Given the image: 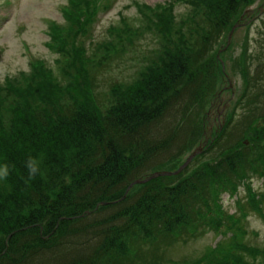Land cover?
Masks as SVG:
<instances>
[{
	"label": "rangeland",
	"instance_id": "obj_1",
	"mask_svg": "<svg viewBox=\"0 0 264 264\" xmlns=\"http://www.w3.org/2000/svg\"><path fill=\"white\" fill-rule=\"evenodd\" d=\"M1 1L5 2V0ZM169 1L173 3L169 15L172 36L169 38L170 43H167L168 41L160 33V28L164 25L163 19L160 17L152 20L150 17L154 14L148 15L147 9L154 10L155 7L157 12L167 6ZM227 1L232 2L226 10L222 6ZM166 2L169 3L166 4ZM66 3L67 0H20L16 24L12 20L11 24L0 32V80L7 76L11 77L12 86L6 91H11L8 93L12 102L9 106L10 109L17 111L18 105L22 108L25 107L23 105L27 103L29 97V94L26 98L21 97L24 90L19 88L20 85L26 87L27 79H14L16 75H22L18 71L29 69L27 66L29 63L23 56V49L30 51L34 57L32 61L35 65L39 64V61H44L45 65L51 68L52 79L62 88L61 90L56 89L52 94L54 97L56 94L64 97L66 91L68 94L75 95L79 103L80 101L86 103L91 100V93L99 108L93 107L99 110L103 114L102 116L117 101H133L135 97L146 94L145 91L149 84L157 79L158 81L164 80L169 70L168 59L171 57H177L185 62L188 59L189 64H186L189 73L190 71H195L197 74L202 73L205 70H212V66H214L213 70L216 69L217 72L214 77L204 78L201 89L192 91V89L186 88L181 91L179 88L178 93L180 94H175V99L168 98L167 100V97L164 99L167 101L164 111L157 109L154 112V119L141 124V128H143L141 130L147 129L151 132L162 130L160 133L162 136L153 142L147 139L150 145H147L148 149L141 154L140 159L144 163L149 155L159 152L163 154L164 146L161 144H167V140L171 142L169 144L171 149L177 142L179 143L177 151L171 152L169 149L166 155L162 156L161 154L160 163L152 167H149L148 164L143 175L169 172L171 169L180 167L198 148L199 143L197 142L202 138L197 141L194 137L195 132L192 129L194 125L201 124V127L207 131L206 138L219 139L220 136L222 138L225 135L219 148L218 144L214 145V141L211 144L205 142L199 149V153L202 151L203 159L200 158L195 163L189 164L187 174L180 178L177 177L179 180L181 178L187 180L189 186L200 191L204 195L203 200L205 198L206 201H212L214 195L218 193L219 211L216 212L213 209V212L207 215L217 217L219 213L223 214L225 221L224 225L220 227L223 233L215 230L208 221L210 218H207L203 229L194 233L186 244L183 242H181L183 244L181 246L175 244L170 248L169 254L165 253L164 256L156 260L145 256V260L138 258L135 264H173L174 260L177 264H186L190 257L192 260L201 259L208 257L209 254L214 256V264H224L221 263L225 261L223 256L227 257V264H238L239 259L233 256V254L239 255L234 247L237 242L253 249H262L264 246V218L252 208L251 204L257 200L256 205H259L264 213V139L261 140L264 137V96L259 95L262 89L250 90V85L256 80L255 68L256 71L260 69L262 71L257 78L264 80V11L261 14L259 12V7L263 6L262 9H264V0H112L109 6L97 16L98 21L95 23L97 33L105 38L104 41L111 40L107 50L109 52H100L96 62L87 66V69L72 58L70 63L65 64L63 55L55 51V48L59 47L58 40H52V48H48L49 33L52 27L65 25V30H67L65 18H62L59 11V7ZM103 5L107 4L103 3ZM250 7L254 9L250 12V19L257 18L248 22L249 17L247 16L245 25L238 27L233 32L227 49L217 54L219 52L217 47L226 42L227 39L225 40L224 37L231 30L239 12L244 9L248 12ZM215 10L221 17L225 16V11L230 15L226 27L222 23L224 27L221 26L219 30L210 22L215 17ZM1 11L3 12L2 8ZM112 28L115 30L111 32L116 31V33L111 34L109 38L106 36V32ZM210 35L211 38L208 40ZM135 36L138 39L135 44L137 47H129L127 45L128 38L133 39ZM124 39L125 42H123ZM82 40L86 43V37ZM162 43H167V45ZM210 46L211 51L200 53V49L208 50ZM164 60L166 61L162 65ZM220 62L225 64L227 75L231 78L233 94L228 89L227 79L222 78ZM188 71L184 73L186 78L177 80L179 84L187 79L186 72ZM43 80L44 78H35L32 82L30 81L36 96L40 95L43 89L50 94V89L43 86ZM136 81L138 85L131 92L117 97L125 91L126 86ZM173 87L174 84L172 85V82L168 81L161 87V90L167 93V90L169 91ZM225 88L227 93H224V97H231L229 99L230 107L228 106L229 109L227 108L225 111L226 114L230 111L226 120L231 116L232 123L225 127L220 134H217L218 131H215L216 127H214L215 122L210 116L215 113V109L212 107L218 93ZM33 91L30 93L33 94ZM168 94L170 95L169 92ZM193 94L198 98L187 97ZM179 99L182 102H177ZM93 107L91 106L92 109ZM184 107H186L183 111L184 116H180ZM36 109L35 106L33 111ZM31 115L34 116L35 112ZM8 117V112L3 111L0 115L1 133H3L1 128H9ZM251 119L253 121L247 129V123ZM210 127L212 129H209ZM137 133L142 139L138 127ZM237 140L238 151L223 155L226 152L224 151L226 147ZM161 146V151H158ZM242 147L243 149H241ZM235 153H237V158L234 169L233 171L227 170L228 166L223 163V159ZM36 158L38 160L42 156L37 155ZM151 160H153V156ZM0 165V171H2V164L0 163ZM213 166L218 169L209 170ZM217 172H222L223 175L214 174ZM235 173H237V178L234 176ZM133 181L129 183L125 191L130 185L134 189L137 188V191L152 192L151 190L155 188L154 185L148 187L141 186V184L135 185ZM4 184L8 185V181L5 177H0V186L3 187ZM145 184L147 182L142 185ZM208 191L211 192V199L208 197ZM125 196L127 197L128 194ZM121 199L123 201L125 198L121 197ZM195 208H201V206L195 205ZM156 250L149 249L154 255ZM225 251H227L226 254H224ZM59 253L60 260H64L66 250H60ZM249 257L252 256L247 254L245 259L249 261ZM257 258L260 260L263 256L258 255ZM60 260L55 263L63 264Z\"/></svg>",
	"mask_w": 264,
	"mask_h": 264
},
{
	"label": "trees",
	"instance_id": "obj_2",
	"mask_svg": "<svg viewBox=\"0 0 264 264\" xmlns=\"http://www.w3.org/2000/svg\"><path fill=\"white\" fill-rule=\"evenodd\" d=\"M230 2L227 1L223 9L227 10ZM214 14L210 22L218 30L222 23L226 27L228 12L225 11L222 17L217 10ZM73 25H78L75 19ZM160 33L170 43V29L161 27ZM210 38L211 35L208 40ZM110 42L107 40L103 44L101 52H109ZM167 43L162 44L166 46ZM77 51L78 48L72 47V56H76ZM207 51H211V46L208 50L200 49L201 54ZM166 60L161 64L164 65ZM168 60L169 70L164 80L157 79L149 84L146 94L135 97L133 101H117L104 116L90 100L79 103L75 95L66 91L64 97L59 94L54 97L52 94L56 89L62 88L49 79L43 81V86L50 89V94L43 89L36 96L31 84L20 86L24 90L21 97L26 98L28 94L29 97L23 105L25 107L18 105L17 111L10 109L12 102L8 94L2 96L0 115L3 111L9 113V128H1L3 133L0 132V163L8 172L5 177L8 185L0 186V264H57L60 250H66V258L60 260L63 264H135L136 259L145 260V257L156 260L165 253L169 254L175 244H186L194 233L201 231L205 217L213 219V215L207 214L217 209L216 197L212 201L203 200L204 195L189 186L187 180L175 177L152 180L141 185H154L152 192L135 188L122 202L84 215L86 211H94L100 202L120 199L129 183L145 173L148 164L152 167L160 163V157L169 149L171 152L178 150L179 143H174L171 149V142L167 140V144H161L164 146L163 154L149 155L144 163L140 159L150 145L147 139L153 142L162 136V130H141V124L154 119L157 109L164 111L167 106L164 99H175L180 86L193 87L203 83L201 73H189L188 59V62L177 57ZM47 70L42 68L39 74H47ZM185 71H188L187 79L179 84L177 80L185 77ZM168 81L174 87L166 93L161 87ZM257 84L258 89H262L259 95L263 97L264 80L259 78ZM137 85L136 81L126 86L117 97L126 95ZM32 91L33 94L30 93ZM187 97L198 98L195 94ZM35 106L37 109L33 111ZM185 108L180 116H184ZM33 112L34 116L31 115ZM252 121H248L247 129ZM192 129L199 141L203 132L201 124L194 125ZM224 137L215 139L214 145L218 144L219 148ZM202 141L203 138L197 143ZM237 142L226 145L225 150L222 148L226 151L223 155L238 151ZM37 155L42 158L37 160ZM200 158L203 159V155L196 160ZM236 158L237 153L223 159L229 167L227 170L233 171ZM30 159L38 168L31 178L27 167ZM214 169L218 168L213 166L209 170ZM214 174L223 175L222 172ZM234 176L237 178V173ZM208 197L211 199L210 191ZM195 205L201 206L202 210L194 209ZM208 221L215 223L214 219ZM51 233L49 239L43 238ZM149 249L158 250L154 255ZM213 258L210 254L201 259L192 260L190 257L186 264H214ZM223 258L225 261L221 263L227 264V257Z\"/></svg>",
	"mask_w": 264,
	"mask_h": 264
},
{
	"label": "bare ground",
	"instance_id": "obj_3",
	"mask_svg": "<svg viewBox=\"0 0 264 264\" xmlns=\"http://www.w3.org/2000/svg\"><path fill=\"white\" fill-rule=\"evenodd\" d=\"M215 67L214 66H212V70H208V71H205V72H203V73H201V76H200V78H201V81H204V78H208V77H214V75H215V72H217V70L215 69V70H213ZM201 87H202V83H198V84H196L195 86H193V87H189V86H180L178 89L179 90H181V91H184L186 88H189V89H192V90H194L195 88H200L201 89Z\"/></svg>",
	"mask_w": 264,
	"mask_h": 264
},
{
	"label": "clouds",
	"instance_id": "obj_4",
	"mask_svg": "<svg viewBox=\"0 0 264 264\" xmlns=\"http://www.w3.org/2000/svg\"><path fill=\"white\" fill-rule=\"evenodd\" d=\"M28 169H29V174H30V178L32 176H34L37 171H38V168L36 166V162L34 160H29L28 162V165H27ZM8 174L7 172V168L3 169L2 171H0V177H6Z\"/></svg>",
	"mask_w": 264,
	"mask_h": 264
},
{
	"label": "water",
	"instance_id": "obj_5",
	"mask_svg": "<svg viewBox=\"0 0 264 264\" xmlns=\"http://www.w3.org/2000/svg\"><path fill=\"white\" fill-rule=\"evenodd\" d=\"M194 156H195V153H193V154L187 159L185 165L188 164V163L192 160V158H193ZM163 174H169V173H154V174L150 175L149 177L145 178L144 181L137 180V181L134 182V184H140V183H142V182L148 181V180H150V179H152V178H154V177H157V176H159V175H163ZM131 186H132V185H130V187H131ZM103 204H104V203H102V205H103Z\"/></svg>",
	"mask_w": 264,
	"mask_h": 264
}]
</instances>
